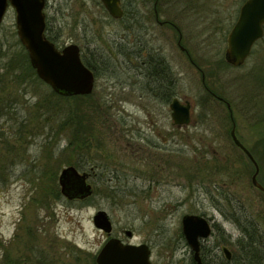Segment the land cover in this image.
I'll return each mask as SVG.
<instances>
[{"label": "rangeland", "instance_id": "obj_1", "mask_svg": "<svg viewBox=\"0 0 264 264\" xmlns=\"http://www.w3.org/2000/svg\"><path fill=\"white\" fill-rule=\"evenodd\" d=\"M57 2L51 0L50 4ZM69 2L64 14L49 12L55 28L50 33L59 47L77 44L81 49L99 47L100 52L111 53L114 42L127 43L133 39L132 33L126 31L122 38L121 31L116 32L119 23L109 21L96 1ZM243 2L205 0L200 16L177 19L184 32L183 45L196 59H203L199 61V69L180 54L176 37L171 34L174 93L192 103L193 121L200 122L190 126L188 134L192 142L203 136L205 146L201 149L205 157L217 155L219 158H215L221 165L215 177L199 173L192 179L195 180L192 186L179 166L186 158L193 160L194 150L185 142V135L176 134V128L169 125V110L162 105L154 109L153 98L140 97L135 65L116 61L115 51L109 58L112 63L101 64L93 94L82 99L57 95L40 79V82L24 79L19 83L15 75L1 69L8 58L0 54V115L5 114L0 116V264H95L106 241L105 233L93 225V216L98 210L109 214L116 232L122 229L133 232L131 242L148 243L155 264H191L192 253L181 225L186 214L203 215L212 223L211 236L202 241L205 260L221 264V259L226 258L224 247L235 254L241 231L229 217H239L241 222L249 219L263 223L264 197L252 186L253 166L249 159L248 176H238L236 185L228 184L226 173L230 175L228 165L235 148L225 111L221 108L226 104L206 98L202 80L231 105L237 135L250 148L260 167L259 182L264 184V122L261 118L264 83L255 80L256 77L264 80V39L255 46L244 65L227 67L222 62L226 61L229 31ZM82 18L88 25L75 28L74 22ZM21 45L15 11L9 7L0 25V49L3 46L1 52L15 53ZM202 97L206 100L202 101ZM9 107L12 110L7 114ZM103 108L109 112L112 123L118 121L120 115L131 125L146 130L147 109L154 120L163 123L161 130L167 137V152L174 159L173 174H168L166 185L148 190V183L130 177L125 188L136 185L140 192L127 197L122 204L106 198L97 200L96 196L89 204H82L71 202L61 194L60 172L74 166L68 163L79 157L72 147L67 148L73 135H78L75 126L84 119L86 139L91 122H97L102 128ZM236 167H240L239 163ZM203 169L206 171V166ZM210 180H214L213 183ZM57 189L60 196L56 195ZM221 189L229 199L232 197L230 204L221 198ZM233 196L240 200L239 204L232 200ZM222 233L230 237L222 239ZM120 235L127 239L123 233Z\"/></svg>", "mask_w": 264, "mask_h": 264}, {"label": "flooded vegetation", "instance_id": "obj_2", "mask_svg": "<svg viewBox=\"0 0 264 264\" xmlns=\"http://www.w3.org/2000/svg\"><path fill=\"white\" fill-rule=\"evenodd\" d=\"M50 1L51 0H45V33H50V31L55 30L52 22L50 21V10H53L55 13L64 14V8L68 7L70 3L69 0H58L57 4H50ZM94 1L98 3L102 12L106 15V18L109 19V21L119 23V27H117L116 32L121 31L122 38H124V33L126 31L133 34V39L127 43L114 42L112 45V52L115 51V60L121 61L124 64L126 62H130L135 65L136 75H134L138 77L136 82L141 88L140 97L153 98L155 103V106L153 107L154 109L162 105L161 107H163V109L166 111L169 110V125L172 128H176V134L180 133L185 135V142L187 145L190 144L191 148L194 150L192 156L193 160L186 158L180 161L181 165L179 167H182V172L184 173L183 176L188 179L190 186H192L195 181L192 179L197 177L199 173L203 175L205 172L208 176L213 175L215 177L221 170L220 162L216 160L217 155L212 154L210 158L207 159L205 157L206 155L203 153L205 146L204 137L199 136L196 138L195 142H192V138L188 134V128L190 126L200 124L198 121H193L192 103L190 102V122L188 124H174L172 120V109L170 107L173 99L178 98L176 97L175 89L173 90L176 79H174L171 69L173 60V54L171 52V34L173 33L176 37V46L180 51V54L184 56L191 65L197 68L199 61L203 59H196L194 55L191 54L190 51L183 45L184 32L177 19L190 16H200L204 11L205 0H119V6L122 9V16L120 18L112 17L102 4L101 0ZM246 1L247 0H244L241 7ZM241 7L239 8L238 15L233 26L238 20ZM127 11H131L132 15L130 16L127 14ZM87 25L88 24L85 22L84 18L76 21V23L74 22L75 28H84ZM263 39L264 25L263 37L254 43L250 56L252 55L255 46ZM57 47L62 49L65 46L62 48L59 46ZM99 49V47L92 49L88 46L85 49L80 48L81 58L85 55L91 62L97 61L100 64L111 62L109 58L113 56L112 52L106 53L107 50L100 52ZM93 73L95 75L94 71ZM95 78L94 90L97 80L96 75ZM202 83L205 88V93L208 95L207 97L205 96L206 98L212 97L214 100H218L226 104L221 108L225 111V119L228 121L231 132L234 123L236 124L231 105L229 106V104L222 99V97L218 96L215 92L209 89L205 84V80H202ZM93 92L89 95H92ZM205 97H202V101L206 100ZM178 99L182 104H185L187 101H183L180 98ZM156 104L158 106H156ZM202 108L204 109L205 107L202 106ZM146 112L149 117V123H145V127L147 128L146 130H144L143 127L131 125L127 119L120 117V115L117 117L118 121H113L112 123L107 110L103 112L105 121L102 122V128L97 125V122H91L90 127L87 129V137L85 139V155L80 160L78 166L74 167L80 173L86 175V182L90 185L92 194L84 199L75 198L67 200L71 202L89 204L92 198L96 196L95 198H97V200L106 198L107 200H112L113 203L122 204L126 201L127 197L137 196V193L140 192L136 185L131 188H125L128 187L126 184H128L130 177H132L134 181L138 179V181L143 180L144 183H148V190L152 188L156 190L169 182L168 174H173L174 159L171 153L167 152V137L161 130V125L163 123L159 122V119L154 120L148 109ZM138 123L140 124V121H137V124ZM235 133L239 141L250 151V148L247 147L245 140L237 135V126ZM230 139L233 144V148H235V153L233 151L234 154L230 155L232 162H229L228 165V168L230 169L229 180L232 185H236L238 183V176L243 177L248 176L249 174L250 167L247 163L249 158L247 157L245 151L234 143L231 136ZM176 162L178 161L176 160ZM236 163H239V168L236 167ZM205 166L206 171L203 169ZM253 173L250 174L251 178ZM258 177L259 174L257 179ZM213 181L214 180H210L209 182L213 183ZM199 182L200 180L197 184ZM232 200H234L236 204L240 203V200L234 196ZM109 218L112 222L113 228L110 235L105 233L106 241L109 238L116 237L125 244H147L151 249L152 254V248L148 243L131 242L133 239V232L131 237L126 235L127 229H122L121 231L116 232L114 222L110 216ZM205 218L212 226L210 219L207 217ZM98 231L104 233L102 230L98 229ZM122 233L126 236V240L121 237L120 234ZM202 241L201 257L203 264H210L209 261L205 260ZM190 261L191 264H195L193 254L191 255ZM211 264L217 263L213 261Z\"/></svg>", "mask_w": 264, "mask_h": 264}, {"label": "water", "instance_id": "obj_3", "mask_svg": "<svg viewBox=\"0 0 264 264\" xmlns=\"http://www.w3.org/2000/svg\"><path fill=\"white\" fill-rule=\"evenodd\" d=\"M108 13L114 18L122 16L119 0H101ZM15 11V26L20 43L28 53L31 67L37 77L49 85L54 93L63 97L86 96L93 92L95 75L82 61L80 47L69 44L59 49L46 36L45 0H0V25L8 8ZM264 0H247L240 9L239 17L228 34L226 62L234 67L242 66L251 54L254 43L263 37ZM230 106V105H229ZM174 124L182 125L190 122V101L182 104L174 98L171 105ZM234 123L230 136L234 143L242 148L255 166L252 185L264 193V186L257 176L259 166L252 153L244 147L236 136ZM58 182L65 198H87L92 194L86 175L74 166H67L60 172ZM93 225L107 235L112 232V222L104 210L93 216ZM182 233L190 247L195 264H203L201 257V241L209 238L213 228L209 221L195 214H186L181 220ZM126 235L132 236L130 230ZM227 260L232 252L223 248ZM96 264H155L151 261V249L147 244H125L119 238H109L95 258Z\"/></svg>", "mask_w": 264, "mask_h": 264}, {"label": "trees", "instance_id": "obj_4", "mask_svg": "<svg viewBox=\"0 0 264 264\" xmlns=\"http://www.w3.org/2000/svg\"><path fill=\"white\" fill-rule=\"evenodd\" d=\"M127 14L130 16L132 15V12L127 11ZM48 39H50L52 42L58 46L56 43V40L54 39V35L51 33H46ZM3 49V46H1ZM0 54L3 56L6 55L7 62L3 65L1 69H5L8 71V75H15L16 81L19 83H23L24 79L30 80V81H39V78L37 77L35 70L31 67L28 53L25 50L24 46H20L17 52L15 53H7L1 52ZM1 58V57H0ZM82 59L84 63L91 68L95 75L98 77L100 75V67H103L99 62H91L89 59L83 55ZM225 66H230L225 60L222 61ZM106 68V67H104ZM255 80L264 83V80L260 77H256ZM254 80V81H255ZM174 90V88H173ZM174 95V93H173ZM60 97V96H58ZM75 99H82L84 96H75ZM12 110L11 107H9L6 111L7 114ZM5 114H2L0 116H3ZM69 116V115H68ZM262 121L264 122V109L263 114L261 116ZM84 120V119H83ZM83 120H80L77 122V125L75 126L76 131L78 132V135H73L74 137L71 138V141L68 143L67 148L72 147L73 152H77L79 157H76V161L69 162L68 164H73L74 166H78L80 163V160L85 155V131L83 128L86 125V123L83 122ZM70 121L67 122V124ZM74 122V121H73ZM84 134V135H83ZM264 143V139H263ZM81 158V159H80ZM251 166H253V171H255L254 165L249 161ZM251 174V173H250ZM260 174V173H259ZM228 184H230V175L227 174ZM56 179V176H55ZM225 182V184L227 183ZM261 183V182H260ZM262 184V183H261ZM264 186V184H262ZM253 186V185H252ZM220 189V188H219ZM218 189V190H219ZM260 192V194L264 197V193L256 188ZM219 194H221V198L225 200L226 204L231 203V198L229 199L226 193L221 189L219 191ZM57 196H60V192L57 189L56 192ZM226 195V196H225ZM223 212V211H222ZM228 217V216H227ZM229 220H231L233 223L238 226V228L241 231V237L237 239V251L234 255H232V258L230 260H227L226 258L221 259V264H264V222L258 223L254 220H244L241 222V219L239 217H229ZM230 237L229 235L226 236L224 233H222V239ZM236 245V244H235Z\"/></svg>", "mask_w": 264, "mask_h": 264}]
</instances>
